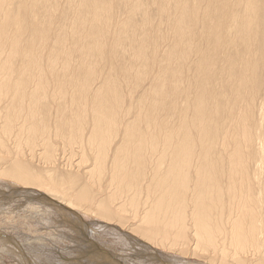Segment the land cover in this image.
Instances as JSON below:
<instances>
[{"label": "bare ground", "instance_id": "6f19581e", "mask_svg": "<svg viewBox=\"0 0 264 264\" xmlns=\"http://www.w3.org/2000/svg\"><path fill=\"white\" fill-rule=\"evenodd\" d=\"M0 181L264 264V0H0Z\"/></svg>", "mask_w": 264, "mask_h": 264}, {"label": "rangeland", "instance_id": "374dc122", "mask_svg": "<svg viewBox=\"0 0 264 264\" xmlns=\"http://www.w3.org/2000/svg\"><path fill=\"white\" fill-rule=\"evenodd\" d=\"M0 184V264H214L194 255L181 256L150 246L147 249L140 239L137 245L124 237L116 225L80 212L74 215L60 210L51 215L48 210L55 204L46 199L48 196L7 182ZM10 208H17L16 219L3 215ZM35 209L47 214L37 216L34 224L20 222L22 217L32 216Z\"/></svg>", "mask_w": 264, "mask_h": 264}]
</instances>
